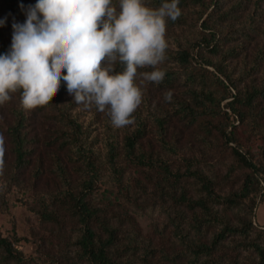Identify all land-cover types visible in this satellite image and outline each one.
<instances>
[{
  "label": "trees",
  "instance_id": "trees-1",
  "mask_svg": "<svg viewBox=\"0 0 264 264\" xmlns=\"http://www.w3.org/2000/svg\"><path fill=\"white\" fill-rule=\"evenodd\" d=\"M8 1L15 5L37 2ZM143 2L156 9L166 0ZM249 2L251 11L245 15L247 24L244 22V27L234 31L243 34L246 29L248 33L257 34V22L264 17L261 0H179L180 17L176 21L166 19V22L171 26H183L188 18L186 10L194 8L195 33L185 41V46L174 51L166 49V60L158 66L165 71V78L159 84L152 83L161 91L183 89L182 99L172 98L169 102L171 114L151 117L162 150L169 156H176L174 144L166 139L168 121L175 117L196 129L197 139L204 145H209L210 139L220 140L227 147L234 143L230 155L239 169L247 171L242 180H231L233 171L224 176L213 172L206 175L190 160H184V170L180 172L171 169L166 160L146 159L139 149L146 129L138 118H135V130L124 133L120 148L117 139L112 135L109 137L105 165L101 167L86 144L80 126L63 114L62 120L73 135H66L62 144H68L76 159L81 160L85 178L80 188L73 190L67 185L64 171L59 168V180L66 188L61 195L49 199L54 209L46 208L39 214L44 222L58 226L67 219V224L75 232V240L70 243L75 252L74 259L63 256L59 261L51 259L50 263H45L40 258L26 257L15 247L18 241L15 234L10 238L0 233V264H264V227L253 222L254 211L264 194V132L258 162L240 151L234 137L236 122L248 118L252 125H258V121L264 118V76L259 87L250 82L243 90L239 88L240 80L252 75L263 58L253 62L250 69L241 68L238 79H233L224 62L238 59L243 54V43L223 49L226 42L235 39L234 33L223 28V23L236 17V11L245 13L249 6L245 4ZM7 51L0 47V54ZM257 53L261 54L262 50ZM115 68L120 72L124 65L118 62ZM66 89V81L61 78L59 91L48 104L56 106ZM25 120L19 114L7 132L13 156V176L29 166L33 153L29 149L32 139L24 130ZM121 155L131 165L143 167L149 174L161 175L154 182L155 190L172 202L171 209H166L168 226L174 238L169 251L137 243L140 236L138 226L122 206L109 201L98 209L89 203L97 192V183L104 176L117 188L122 187L125 170L118 162ZM0 199L3 200L1 192ZM117 208L119 212H115ZM59 215L62 221L58 219ZM123 222L130 227L131 234L125 241L120 236Z\"/></svg>",
  "mask_w": 264,
  "mask_h": 264
},
{
  "label": "rangeland",
  "instance_id": "rangeland-1",
  "mask_svg": "<svg viewBox=\"0 0 264 264\" xmlns=\"http://www.w3.org/2000/svg\"><path fill=\"white\" fill-rule=\"evenodd\" d=\"M250 3H244L249 5L245 13L236 11V17L223 23V28L234 33L235 36L232 42H226L223 49L243 43V54L236 60L224 62L227 72L233 79H238L241 68L250 69L253 62L258 61L259 57L263 58L260 67L252 75L240 80L241 90L250 85V82L259 87L264 76V17L261 16L262 20L257 22L259 25L257 34L248 33L246 29L243 30V34L234 31L235 28L244 27L245 15L251 11ZM112 4L119 11V3L112 0ZM28 5L35 4L29 3L23 6L27 8ZM193 9L186 10L188 18L183 26H171L166 22L165 39L169 50L174 51L179 46H185V41L195 33L196 16ZM260 9L264 10V0L260 2ZM0 20L4 21L3 25H0V47L9 50L12 43V25L13 23L23 24L26 15L21 5L0 0ZM258 50H262V53H257ZM167 67L174 68L171 65ZM209 70L212 71V68ZM139 71H152V69L149 67L138 69ZM165 92L156 89L152 83H148L143 90L141 105L132 114L134 123L123 128L114 127L108 115L98 112L95 106L85 109L83 105H77L67 89L58 99L56 106L47 104L27 111L20 106L19 92L14 94L11 101L0 106V135L5 140L4 167L0 173V187L2 186L0 192L3 193V200L0 199V233L10 238L15 234L18 239L15 247L26 257L40 258L45 263H50L51 259L59 261L63 256L74 259L75 252L70 243L75 240V232L67 224V219L58 226L51 222H44L39 214L46 208L54 209L49 199L61 195L66 188L65 184L59 180V168L64 171L67 185L73 190L79 189L85 178L82 174L84 168L81 160L76 159L73 149H70L68 144H62L67 136L73 135L62 120L63 114L68 115L80 126L86 144L91 147L101 167L105 165L106 144L109 137L114 136L120 148L124 133H132L135 130V118H138L143 121L146 129L139 147L146 159L151 157L153 160H166L171 169H177L180 172L184 170L182 167L184 160L186 162L190 160V163L197 165L195 167L206 175L213 172L224 176L227 172L233 171L234 174L230 179L240 182L247 171L239 169L230 155V148L235 147V144L230 143L227 147L220 140L210 139L209 145H204L197 139L196 129L186 126L183 121L175 117L168 121L166 139L174 144L176 156H169L162 150L158 144L151 117L171 114V104L164 100ZM172 92V98H183L182 88L173 89ZM19 114L26 119L24 130L32 139L33 143L30 144L29 149H32L33 153L29 166L20 174L13 176V156L7 132ZM258 123V125H252L247 118L243 122H236L237 125L234 128V137L240 145V151L256 162L260 161V151L263 146L264 118ZM118 162L125 170L122 187L117 188L107 176H104L97 183V192L89 203L98 209L109 201L122 206V210L131 216L138 226L140 236L137 238V243L169 251L174 245V238L171 227L168 226L166 209H171L172 202L160 196L155 190L154 182L161 175L149 174L147 169L131 165L122 155ZM119 211L117 208L115 212ZM254 212V224L264 227V194ZM58 219L62 221L60 215ZM130 235V227L123 222L120 226V236L125 241Z\"/></svg>",
  "mask_w": 264,
  "mask_h": 264
},
{
  "label": "clouds",
  "instance_id": "clouds-1",
  "mask_svg": "<svg viewBox=\"0 0 264 264\" xmlns=\"http://www.w3.org/2000/svg\"><path fill=\"white\" fill-rule=\"evenodd\" d=\"M178 4L166 0L153 9L143 0H119V11L112 0L21 5L26 20L13 23L10 49L0 54V106L18 92L22 109L45 106L59 91L62 78L77 105L95 106L116 128L132 125L146 85L165 78L158 66L166 60V19L180 17ZM118 62L124 65L120 72ZM149 67L152 71L138 72ZM172 97V90L164 93L165 102ZM4 143L0 135V173Z\"/></svg>",
  "mask_w": 264,
  "mask_h": 264
}]
</instances>
